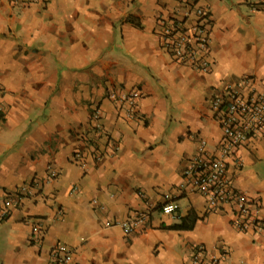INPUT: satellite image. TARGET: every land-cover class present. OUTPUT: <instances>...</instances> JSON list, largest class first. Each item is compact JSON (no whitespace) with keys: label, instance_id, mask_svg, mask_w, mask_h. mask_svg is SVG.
<instances>
[{"label":"crops","instance_id":"obj_1","mask_svg":"<svg viewBox=\"0 0 264 264\" xmlns=\"http://www.w3.org/2000/svg\"><path fill=\"white\" fill-rule=\"evenodd\" d=\"M197 1L210 22L197 55L207 71L161 46L170 19L191 26L175 0H0V208L13 204L0 214V264H51L58 243L71 264H208L194 260L198 247L227 253L225 264H264V233L240 232L232 206L211 208L183 177L201 139L210 152L223 140L213 96L228 84L264 92V10ZM117 88L141 91L137 117L108 98ZM228 169L264 222V135ZM167 203L178 212L163 214ZM191 210L193 230L169 229ZM141 215L128 235L121 223Z\"/></svg>","mask_w":264,"mask_h":264},{"label":"built area","instance_id":"obj_2","mask_svg":"<svg viewBox=\"0 0 264 264\" xmlns=\"http://www.w3.org/2000/svg\"><path fill=\"white\" fill-rule=\"evenodd\" d=\"M175 1L184 9L183 19L185 21L190 19L191 26L186 27L182 19H170L162 29L161 46L174 61L200 71H207L209 68L207 59L199 58L197 55L207 53L210 48L208 14L205 9L198 6L197 0ZM254 8L264 10V0H259ZM2 92L0 86V94ZM142 96L139 90L125 88L113 89L108 93L110 100L127 105L128 118L137 117L135 108ZM211 106L223 140L215 152L207 149L208 143L205 139L200 140V151L190 159L183 174L185 186L202 195L213 209L232 206V209H235L234 223L240 232L254 230L264 233V222L254 218L251 213V207L256 206V203L235 190L228 169L229 161L241 147L251 138L264 135V92L252 88L248 93H242L239 87L228 84L213 96ZM3 111L0 107V114ZM100 117V110L95 109L92 115L93 131L103 136V129L98 124ZM81 156L82 154L78 152L74 159H80ZM49 175L48 181L53 180L56 171ZM12 205L11 201H7L5 207L0 208L2 218L9 215V207ZM178 210L179 206L175 203L162 206L165 215H174ZM141 216L135 221L121 223L128 235L135 232L138 223L147 219V215ZM38 227L42 229L41 224H38ZM226 255L227 253L220 257L207 255L203 247H198L194 260L198 262L207 260L208 264H225ZM50 258L51 264H71L72 251L64 244L58 243L52 248Z\"/></svg>","mask_w":264,"mask_h":264},{"label":"trees","instance_id":"obj_3","mask_svg":"<svg viewBox=\"0 0 264 264\" xmlns=\"http://www.w3.org/2000/svg\"><path fill=\"white\" fill-rule=\"evenodd\" d=\"M199 217L194 210H191L185 217L181 218L180 223L169 227L174 231H191L194 229Z\"/></svg>","mask_w":264,"mask_h":264}]
</instances>
